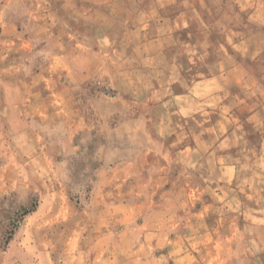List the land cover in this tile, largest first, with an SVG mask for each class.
Masks as SVG:
<instances>
[{"label": "rangeland", "instance_id": "374dc122", "mask_svg": "<svg viewBox=\"0 0 264 264\" xmlns=\"http://www.w3.org/2000/svg\"><path fill=\"white\" fill-rule=\"evenodd\" d=\"M45 1L48 30L37 42L34 67L50 56L56 36L53 29L59 28L66 38L72 25L79 31L74 43L94 49L96 44H103L109 47L106 50L112 62L98 76L86 75L83 64L77 65L81 68H77L79 77L75 80L70 79L66 68L61 70L57 79L61 88L70 87L73 106L62 104L58 111H50V106L40 117L24 118L21 114L24 87L8 94L0 90V264H264V157L258 155V133L242 126L246 111L261 100L255 87H260L256 79L264 73V0L241 4L242 0ZM21 3L23 8L27 6ZM76 4L81 10L77 7L73 15L65 16ZM84 6L89 7L88 11L83 10ZM245 11L253 14L247 16ZM59 12L62 17H58ZM143 39L167 40L174 46L161 51L154 71L153 66L150 72L145 71L150 66L144 65L147 61L141 64L140 52L133 47ZM182 40L194 43L187 48L175 44ZM119 41L124 45L117 46ZM219 41L231 47L225 48ZM236 41L232 46L231 42ZM74 43L67 44L68 57L75 49L83 50ZM167 50H172L171 56ZM228 71L237 74L239 86L236 101L231 104ZM167 72L173 87L194 91L192 96L184 97L186 103L180 111H149L142 104L135 111L133 102L127 100L124 114L118 105L122 101L117 82L121 81L126 89L133 85L146 91L155 81L164 84ZM201 72L206 81L203 101L202 91H197V96L196 81H191L201 77L197 76ZM219 74L223 76L219 83L222 90L213 96L212 78ZM2 84L0 81V88ZM30 90L35 93L33 88ZM98 98L111 101L104 110L115 114L100 117L94 105ZM5 100L10 104L7 109ZM234 103L236 112L230 110ZM133 115L141 121L138 139H157L153 149L156 159L150 162L158 171L165 168L162 156L171 147L166 145L168 135L177 138L173 146L184 137L197 133L201 136L202 144L193 153H206V159L195 164L183 158V164L177 160L167 170L175 173L182 166L185 182L195 180L192 172L199 174L205 187L202 193L214 203L204 208L151 209V213L156 210L160 224H156L159 232L151 239L153 251L147 253L134 251L139 246L140 232L134 230L136 237L122 235L124 223L115 218L107 201L94 190L99 169L133 163L138 140L104 138L106 126L123 123ZM168 119L174 126H169ZM67 130L72 135L71 143L62 139ZM230 130L233 142L229 143ZM130 135L133 137V133ZM245 135L252 137V145L244 144ZM229 144L235 150L230 152ZM102 147L105 149L101 152ZM213 151L218 155L208 154ZM228 162L237 165V186L230 196L222 180L228 178V166L223 167ZM217 169H221L219 174H214ZM218 181L220 188L214 189ZM166 210L169 215L164 214ZM184 215L191 220L181 223ZM130 226L134 228L135 224ZM170 229L177 235L172 234L175 239L168 248L164 233ZM212 230L216 233L214 239L210 237ZM128 241L134 243L132 251L126 249ZM166 250L174 251L172 258ZM181 251L195 255L181 260Z\"/></svg>", "mask_w": 264, "mask_h": 264}, {"label": "crops", "instance_id": "0c3cea01", "mask_svg": "<svg viewBox=\"0 0 264 264\" xmlns=\"http://www.w3.org/2000/svg\"><path fill=\"white\" fill-rule=\"evenodd\" d=\"M22 1L27 5L24 8L21 6ZM245 2L246 0H242L240 4ZM46 4L47 1L45 0H0V81L3 82L0 90H2L1 92L8 94L10 90L13 91L24 87L26 97L24 98V103L21 107V114L25 115L24 118L40 117L48 111L50 106H52L50 111H58L62 104L66 107L72 108L73 104L70 102L72 93L70 87L61 88L57 79L59 78L58 73L61 72V70L66 68L70 79L75 80L79 77L76 70L77 68H81L77 65L83 64L81 66L84 67L86 75L93 76L95 74L98 76V74H103L105 72V65L112 62L110 61L112 60L109 55L110 51L106 50L109 47L99 43V45L96 44L97 49H94L92 46L87 47L86 45H78V43H74L73 41L76 39V33L79 31L74 29V25H72V27L65 33L66 38L60 33L59 28L55 27L56 29H53L56 36L53 37L55 38L54 40L53 38L50 39V42H52V40L54 41L51 43L53 48L50 56L47 57L46 60L44 59L39 66L34 67L32 59L38 49L37 42L40 41L39 38H42L46 33V30H48L45 17V12L47 11ZM77 7L81 10V6H77L76 4L75 7L70 9V11L64 15H73L78 10ZM237 8L241 10L244 7ZM88 9L89 7L86 8L84 6L83 10L86 12ZM244 13L247 14V16L253 14L246 11ZM61 15L62 14L59 12L58 17H62ZM52 35L53 33H51V36ZM195 41L200 42L198 39ZM192 42L194 43L192 40H182L175 41V44L179 43L180 47L187 48ZM71 43H74V46L78 45L79 47H83V50L75 49L74 54L72 56L69 55L68 57L65 51L66 47H68L67 44L70 45ZM231 43L232 46H234L237 44V41ZM106 44H109V42ZM219 44L223 45L225 48L231 47V44H227L226 41H219ZM101 45L104 47H101ZM123 45L124 43L120 41L117 42V46L121 47ZM133 47L140 52L138 60L142 61L141 64H144L145 61H147L144 65H149L150 67L146 68L145 71L150 72L151 66H153L152 71L157 68L156 65H158V63L155 62L159 58L161 51L166 48L169 49V47L172 49L174 46L170 45L167 40L161 42L156 39H143L138 41V43H133ZM171 51L172 50H167V53L170 54V56L172 55ZM167 74L168 72L165 74L166 80L164 84H158L155 81V83L146 91H139V89L137 90L136 86L133 85H131L132 88L130 87L126 89L121 87V81H119V83L117 82V87L121 93L120 99L122 101L119 102L118 105L122 107L124 114H126L125 110L127 109L124 102L129 104L127 100L133 102V108L135 111H137V105L140 104H142L143 109H148L149 111H152L153 109H161V112H166L168 114H171L173 111H180L184 106V103H186L184 97L192 96L194 91L193 89L173 87V83L171 80L169 81ZM199 74L201 77H197L191 81H196L194 82L196 83L195 91H202L200 93L202 95L200 98H203L205 97L203 92L206 82L205 74L204 72H201L197 73V76H199ZM228 75V89L230 91L228 95L230 94L229 103L231 104V102L236 101L235 98H237L239 86L237 74L233 71H228ZM222 77V74H219L212 78L214 85L211 93L213 96L219 95L222 90V87L219 84L221 83ZM250 78L251 77L249 76V79ZM256 80H259L256 82L260 87L257 86L255 89H258V95H260L261 100L258 105L255 103L254 107L248 110L246 109L247 111L244 119H240H242V126H249L254 132L258 133V140L256 143L261 149L258 155L264 157V73L258 75ZM257 83L255 85H257ZM31 88L35 90L34 94H32V90H30ZM198 95L199 93L197 92V96ZM197 101H199V99ZM111 103V101L102 98L94 100V105L98 107V114L100 117L106 118L115 114L114 112L104 110V108L110 106ZM234 105L235 106L230 107V110L236 112V103H234ZM9 107L10 104L8 103V100H5V109ZM139 111L142 110L139 108ZM194 112H197V110ZM168 120L170 121L169 126L171 127L173 121L172 119ZM140 122V118H136V116L133 115L127 120H124L123 123L118 122V124L116 123L113 127L106 126L108 131L104 135V138H110L111 136L134 138V141L137 142L138 140L135 144L137 152L132 156L133 163H127L121 168L99 169L96 173L94 190L100 192L98 195L101 196L102 200L107 201V207L113 210L112 212L115 214V218L118 216V221L124 223L121 232L122 235L131 236L130 234H135L134 230L140 232L139 246H137L134 251H145V253H147V251H153L151 247L155 246V244L151 239H153L157 235V232H159L157 231L156 224L158 222L160 224V221L157 220L158 218L154 214L156 210L151 213V209L180 207H186L188 209L198 207L204 208L208 205L214 206V203H210L209 197L202 193L204 192L205 187L200 182V179H198L199 174L192 172L191 176L194 177L195 180L192 182H185L182 179L185 174V170L182 166H180L179 170L175 171V173H172L169 169L167 170L168 166L172 169L173 164L176 163L177 160H181V163L183 164L184 159H188L197 164L206 159V153H196L198 155L193 153V151H197L202 144L201 136L197 133L194 137H184L179 142L180 146H173L177 138H172V135H168L166 145L167 147L169 145L171 147L166 148L162 156L165 160V168H160V171H158L150 162L156 159V152L153 149L157 139L156 137L150 136L149 138L138 139L139 133H141L139 128H142ZM129 133H133V137H131L132 135ZM228 134V142H233L232 131L230 130ZM62 139L67 143L72 142V135H70L69 130L64 131ZM242 140L246 146L252 145L253 143L252 137L246 135L242 137ZM104 149L105 148L102 147L101 152ZM231 150L235 149H231V145L229 144V151L231 152ZM208 154H211L212 156L218 155L215 151ZM223 167H227L226 169L228 170V178L222 180L227 183L230 196L233 187L237 186L235 182L237 165L236 163L228 162L226 165L224 164ZM220 170L221 169L215 170L214 174H216V172L219 174ZM163 178H165V180L162 181ZM219 180H221V178H219ZM219 184V181L216 182V187H214V189L220 188V186H218ZM164 214L169 215V211L167 212L166 210ZM169 219L170 218H167V220ZM189 220H191V218L184 215L180 222L184 223ZM132 222L135 224L134 228L130 226ZM172 234V230L168 233H164L166 238L165 244H168V248L172 247L175 239ZM215 234L216 233L212 230V235H210V237L214 239L216 237ZM173 235H177V233ZM136 236L137 234H135V237ZM133 245V241H128V243L126 242L125 244L128 251H132ZM181 252V260L185 259L186 256L190 258L195 255L194 252L190 253V251ZM181 252H177L176 254L181 255ZM165 253L172 258L174 251L166 250ZM167 264L172 263L168 262Z\"/></svg>", "mask_w": 264, "mask_h": 264}]
</instances>
